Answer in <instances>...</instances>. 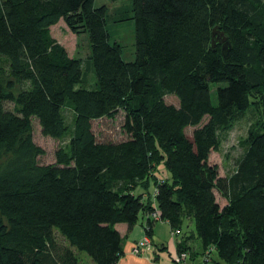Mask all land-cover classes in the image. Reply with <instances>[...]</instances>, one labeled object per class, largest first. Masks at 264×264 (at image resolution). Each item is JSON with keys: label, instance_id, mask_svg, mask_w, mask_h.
I'll use <instances>...</instances> for the list:
<instances>
[{"label": "trees", "instance_id": "1", "mask_svg": "<svg viewBox=\"0 0 264 264\" xmlns=\"http://www.w3.org/2000/svg\"><path fill=\"white\" fill-rule=\"evenodd\" d=\"M107 11L95 0H0V264H84L81 253L117 264L116 224L143 215L149 236L158 220L180 231L177 254L194 255L195 238L203 262L264 264V0H133L131 61ZM61 19L88 33L94 82L53 35ZM252 108L243 154L222 177L210 154ZM120 110L128 138L98 140L93 121ZM33 119L67 140L52 163L39 159Z\"/></svg>", "mask_w": 264, "mask_h": 264}, {"label": "rangeland", "instance_id": "2", "mask_svg": "<svg viewBox=\"0 0 264 264\" xmlns=\"http://www.w3.org/2000/svg\"><path fill=\"white\" fill-rule=\"evenodd\" d=\"M132 1L133 0H95L96 6L106 5L108 14V30L111 36V40L119 43L122 46L123 57L126 60L135 59V21L134 19H125L132 13ZM52 33L60 42L66 47L69 54L73 57H77L83 64L86 80L94 82V72L91 66V43L88 33L86 31L74 30L68 26V24L61 19L53 28ZM7 60L0 55V65H6ZM166 101L168 103L179 105V100L175 95H167ZM212 102L217 104L216 87L212 90ZM258 111L256 108H252L248 111L245 118L238 121L230 132L221 134L222 143L217 151H212L209 158V163L217 165L219 175L222 177L230 176L235 171L238 159L241 157L244 151L243 145H241L244 138L249 133V127L252 122L257 119ZM208 120L206 117L202 123ZM125 112L120 110L113 118H101L93 121V130L100 141H113L120 142L128 138V135L124 130ZM196 127H188L186 133L189 138H192L193 131ZM33 139L34 141L45 149V154L40 156L42 163H52L55 161V151L59 146L64 145L67 141L52 138L46 136L42 132V128L37 119H33ZM161 168V177H164L163 166ZM140 189V188H139ZM154 187L151 188L153 192ZM144 192V189L139 190ZM155 192V190H154ZM153 192V193H154ZM138 193V192H137ZM217 199L223 206L226 204V199L219 193H216ZM184 229L187 233L195 232L193 221L187 220L184 224ZM172 234V233H171ZM173 235L169 242H173ZM133 252V251H132ZM140 250L138 253L141 254ZM215 258H218L214 253ZM207 264H213L212 262Z\"/></svg>", "mask_w": 264, "mask_h": 264}, {"label": "crops", "instance_id": "3", "mask_svg": "<svg viewBox=\"0 0 264 264\" xmlns=\"http://www.w3.org/2000/svg\"><path fill=\"white\" fill-rule=\"evenodd\" d=\"M147 215H143L139 221L129 228L126 223L116 224V228L119 230L123 237V249L124 254L120 257L117 264H179L175 260V256L178 253L177 241L181 240V236H173L172 243L169 242L172 238V229L169 222L165 220H158L153 224L152 234L149 236L146 229ZM144 237L149 239V246L141 248L143 251L141 254H135L132 252L133 247ZM196 252L194 255L189 254V259L180 264H207L209 262H203V254L201 243L198 239H191L188 242ZM197 252H200L197 254ZM212 252L211 257L215 258ZM217 254V253H216ZM84 264H95L93 260L85 253H81ZM225 264V263H222Z\"/></svg>", "mask_w": 264, "mask_h": 264}, {"label": "built area", "instance_id": "4", "mask_svg": "<svg viewBox=\"0 0 264 264\" xmlns=\"http://www.w3.org/2000/svg\"><path fill=\"white\" fill-rule=\"evenodd\" d=\"M151 217L158 219L159 216V211L155 210L151 213ZM179 230H175L174 232H172V235L175 236V234L179 233ZM144 246H149V239L147 237H144L141 241L137 242L135 244V246L133 247L132 251L133 253H138L142 247ZM175 260L180 264V263H184L185 261H187L189 259V253L188 252H182L181 254H177L175 257Z\"/></svg>", "mask_w": 264, "mask_h": 264}, {"label": "water", "instance_id": "5", "mask_svg": "<svg viewBox=\"0 0 264 264\" xmlns=\"http://www.w3.org/2000/svg\"><path fill=\"white\" fill-rule=\"evenodd\" d=\"M213 34H215V32Z\"/></svg>", "mask_w": 264, "mask_h": 264}]
</instances>
